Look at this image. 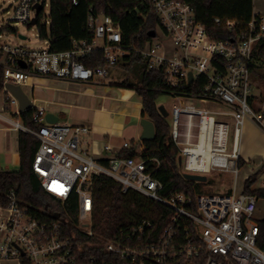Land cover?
<instances>
[{"label":"built area","instance_id":"2783aa9c","mask_svg":"<svg viewBox=\"0 0 264 264\" xmlns=\"http://www.w3.org/2000/svg\"><path fill=\"white\" fill-rule=\"evenodd\" d=\"M151 4L156 21L149 33L154 37L136 52L145 61L148 73H161L164 85L173 94L179 91L171 96L177 101L171 112V139L181 157L182 173H227L236 181L242 167L249 163L240 155L244 122L251 121L264 133V98L261 93L254 94L258 89L250 68L254 47L264 39V14L253 11L251 20L235 38L216 40L196 20L186 0H151ZM49 5L48 0H13L6 10L9 22L28 28L45 25L47 29L43 49L0 43V98L3 110L6 106L14 108V115L20 114L18 102L6 90V84L21 86L32 75L96 84L132 50L123 45L121 30L110 17L91 12L87 19L90 42L74 43L68 51H50V20L44 19ZM37 6L41 7L38 13ZM33 20L36 23L31 25ZM212 22L228 30L238 28L232 20L216 17ZM96 50L102 53L103 65L84 66L81 60ZM200 79L204 83L198 93H184ZM184 99L221 105L227 110L197 109L185 104ZM216 115L224 121H218ZM181 117L186 119L183 130L179 128ZM193 119L197 120L195 136ZM32 121L37 125L35 130L19 121H10L9 126L39 141L32 170L42 189L57 200L65 202L75 196L76 213L72 218L45 209L43 217L33 215L32 206L11 191L7 206H0V264H264V247L257 243L262 220H253L258 198L245 192L249 180L251 191L264 190V158L258 163L250 161L253 168L243 175L244 186L238 192L234 187L229 193L195 198L181 193L163 197L162 184L147 170L145 160L123 157L108 144L102 148L108 155L101 160L84 149L81 136L89 133V125L49 123L44 108L36 109ZM229 121L233 124L231 139ZM130 145L125 143L122 150ZM134 151L142 153L139 147ZM97 175L113 178L123 192L136 191L172 210L169 225L156 236L149 233L153 224L142 221L120 231L113 240H90L92 186Z\"/></svg>","mask_w":264,"mask_h":264},{"label":"trees","instance_id":"16d2710c","mask_svg":"<svg viewBox=\"0 0 264 264\" xmlns=\"http://www.w3.org/2000/svg\"><path fill=\"white\" fill-rule=\"evenodd\" d=\"M50 0L49 13V50L62 52L70 50L74 43L90 42L92 34L87 27L89 14L110 17L120 28L123 45L131 46L129 54L124 55L118 61L116 67L128 72H136L134 83L131 84L135 93L140 97L142 104L141 116L146 117L154 125V138L144 140V151L135 153V145L123 149L120 155L123 157H140L146 161L147 170L162 184L160 195L169 197L173 194H184L195 198L198 195H211L210 182H196L186 180L178 164L179 152L171 139V126L166 117H163L157 105V99L161 95L174 96L179 91H172L164 85L161 73H148L146 63L140 50L145 41L149 39V31L154 28L155 13L151 0ZM192 7L195 18L203 24L212 39L229 40L235 38L240 29H243L251 20L253 14V0H186ZM148 17L145 19L144 17ZM232 20L237 22V29L228 30L215 26L213 18ZM39 19V18H38ZM12 30V29H10ZM37 31L41 40L47 36L45 25H37ZM86 67L103 65L102 53L93 51L87 58L81 60ZM115 67V68H116ZM264 67V39L257 42L254 47L253 61L250 65L252 78H257V70ZM264 79V76L261 77ZM204 80L195 81L185 89V94L198 93ZM127 82L123 87H127ZM1 88V83H0ZM10 112V107H5ZM36 109L12 115L29 129H37L32 117ZM39 146V141L32 135L19 131L17 138V153L19 165L16 170L0 168V206L5 207L9 203L8 194L14 191L16 197L26 205L32 206V214L43 217L41 212L45 209L61 215L74 217L76 213V198L71 197L61 202L45 192L39 180L32 170L34 156ZM252 180L245 184V192L254 193L259 198H264V190L251 191ZM205 188V189H204ZM92 241H110L124 231L142 221H150L153 228L149 233L161 234L169 225L173 216L172 210L164 205L152 201L136 191L123 192L121 185L113 178L106 175H97L93 178L92 186ZM260 247H264V220L260 222V234L257 241Z\"/></svg>","mask_w":264,"mask_h":264},{"label":"crops","instance_id":"0c3cea01","mask_svg":"<svg viewBox=\"0 0 264 264\" xmlns=\"http://www.w3.org/2000/svg\"><path fill=\"white\" fill-rule=\"evenodd\" d=\"M253 11L263 13L260 10H255L254 5ZM64 83H67V81L32 75L29 77L28 81L20 87L32 102V108H44L46 110V116L52 115V119L57 118V122L60 123L89 125L91 129L88 134L81 136V144L82 147L87 149L96 159L101 160L108 155V153L103 152L102 149L105 144H108L112 151L116 153L122 151L125 143L134 144L135 147L140 148L141 152L144 151L140 122L142 119L147 118L141 116V99L139 102L130 101V94L118 91L117 94L119 93L120 98L107 95L100 97L94 94L90 87L103 86L104 92L107 93L108 88L105 87L106 85H104L102 81L96 84H79L84 89L81 91L80 96L73 95L72 93L69 94L62 90ZM258 90L262 91L260 88ZM99 98H101L100 102H98ZM210 104L217 105L213 103ZM11 110L12 108H10L9 112L11 117H6L5 114L7 112L3 110L2 98H0V168L6 170H9L6 166L8 160L7 156L5 157L2 151L6 149L9 150L14 146L17 148L18 138V132L10 129L9 122L19 121L21 123L20 120L12 116L14 114V109L12 113ZM182 126L184 128L185 121ZM243 126L244 129L257 130L264 141V133L257 129L251 121L246 120ZM240 155L243 160L258 163L264 158V146L259 145L258 148L251 153L249 150H246V148H242L240 143ZM245 155L249 159L244 158ZM16 157L15 164L19 165L18 153ZM231 177L233 178V185L225 191L226 193L231 192L234 187L236 192H238L237 179L235 181L232 175ZM243 186L244 182L241 185V189Z\"/></svg>","mask_w":264,"mask_h":264},{"label":"rangeland","instance_id":"374dc122","mask_svg":"<svg viewBox=\"0 0 264 264\" xmlns=\"http://www.w3.org/2000/svg\"><path fill=\"white\" fill-rule=\"evenodd\" d=\"M50 2V0H48ZM13 4V0H0V33H2V37L0 38V43L7 44L10 46H23L27 45L31 49H43L46 47V44L43 40L38 38V31L37 27L33 26L31 28H28L26 25L23 24H14L12 22H9L10 14L6 13V10H10V6ZM255 10H260L264 14V0H254L253 2ZM49 13H50V5L47 6L44 10L45 20L49 19ZM12 29V30H10ZM22 37H26V39H22ZM258 77L253 78V81L257 85V89L260 88V90H263V92H260L259 90L254 91V94L259 96L261 93V96L264 98V79L261 77L264 76V67L257 70ZM135 77H137V73L132 71L128 72L120 67H114L111 68L109 73L106 77L100 79L105 87L108 88V92H104L103 86H91L92 92L96 95L102 96H110L114 98H120L118 92H123L125 94H130L131 98L130 101L139 102L140 97L135 93V91L130 88L131 84L134 83ZM127 82L128 86L123 87L124 83ZM84 88H82L79 84H75L73 82H67L64 83L62 90L66 93L78 95L80 96L81 91ZM111 91V92H109ZM117 94V95H116ZM101 101V98L98 99V102ZM121 101V100H119ZM185 104L193 105L197 109H207V110H214V111H225L227 110L224 106L221 105H212L210 103H202L195 99H184ZM141 103V102H140ZM123 104V103H122ZM177 104V101L174 100L169 95H161L157 99V105L163 106L168 113V116L166 117L169 125L172 124V106ZM14 108H12L11 113ZM6 117H11V114L7 112L5 114ZM13 118V117H12ZM216 119L218 121H224V117L216 115ZM185 121L184 117H181L179 128L180 130H183V122ZM230 124V139L232 137V129L233 124L232 121H229ZM244 127V126H243ZM197 131V120H193V127H192V134H196ZM241 147L246 148V150H249L251 153L255 151L258 146L262 145L264 146V141L261 138V134L257 130L252 129H242L241 134ZM3 155L7 156V168L9 170H16L18 168V164H15V157L17 154V148L12 147L9 150L2 151ZM244 156V155H243ZM17 158V157H16ZM244 158H247L246 155ZM249 159V158H247ZM246 165H244L239 173V176L237 178V191H240L241 185L243 183V175L248 173L249 168H253V165L250 161H248ZM182 172V169H181ZM207 177V181H209L210 187H205L206 189H210L211 193L214 194H223L226 193L225 191L232 187L233 185V178L229 174H224L220 172H211L209 174L205 175ZM204 188V189H205ZM258 198L257 201V207L256 211L253 214V220L255 221H261L264 220V198Z\"/></svg>","mask_w":264,"mask_h":264},{"label":"water","instance_id":"95a60500","mask_svg":"<svg viewBox=\"0 0 264 264\" xmlns=\"http://www.w3.org/2000/svg\"><path fill=\"white\" fill-rule=\"evenodd\" d=\"M41 10V7L37 6L36 11L37 13ZM36 23V20H33L31 22V25H34ZM149 37H154V33L150 32L148 34ZM24 38V37H21ZM22 68H25V65L23 63L20 64ZM189 83L192 81V75L189 74L188 76ZM6 90L13 95L17 102H18V111L21 113L23 111L29 110L32 108V102L28 98V96L23 92L22 88L19 85H13V84H6L5 85ZM158 110L160 114L163 117H167V112L163 106H159ZM46 121L49 123H55L57 122V118L52 119V115L46 116ZM140 125L142 127V140L150 141L154 138V125L153 123L148 119H142L140 122ZM178 164L181 165V157L178 158ZM183 177L186 180L190 181H196V182H205L206 176L205 175H199V174H191V173H183Z\"/></svg>","mask_w":264,"mask_h":264}]
</instances>
